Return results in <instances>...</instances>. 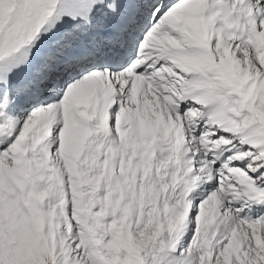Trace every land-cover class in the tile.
I'll return each instance as SVG.
<instances>
[{"label": "snow or ice", "instance_id": "snow-or-ice-1", "mask_svg": "<svg viewBox=\"0 0 264 264\" xmlns=\"http://www.w3.org/2000/svg\"><path fill=\"white\" fill-rule=\"evenodd\" d=\"M0 264H264V0H0Z\"/></svg>", "mask_w": 264, "mask_h": 264}]
</instances>
